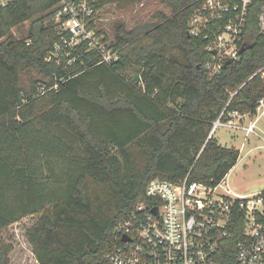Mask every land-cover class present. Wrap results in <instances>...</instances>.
Masks as SVG:
<instances>
[{
  "label": "trees",
  "instance_id": "trees-1",
  "mask_svg": "<svg viewBox=\"0 0 264 264\" xmlns=\"http://www.w3.org/2000/svg\"><path fill=\"white\" fill-rule=\"evenodd\" d=\"M60 1L0 5V232L38 215L25 231L37 264H109L115 226L137 201L149 202L151 179L189 172L215 185L236 164L239 150L210 131L229 111L255 114L264 81L248 78L264 65V37L251 9L240 58L210 76L204 40L188 36L202 0H160L169 16L120 25L114 45L90 23L116 54L103 62L88 40L63 43ZM114 1L97 0L96 10ZM26 21V35L14 38L11 29ZM12 250L0 239V264Z\"/></svg>",
  "mask_w": 264,
  "mask_h": 264
},
{
  "label": "built area",
  "instance_id": "built-area-1",
  "mask_svg": "<svg viewBox=\"0 0 264 264\" xmlns=\"http://www.w3.org/2000/svg\"><path fill=\"white\" fill-rule=\"evenodd\" d=\"M7 1L0 0V5ZM96 1L61 0L56 19L69 34L65 45L88 40L101 61L109 62L116 54L88 28L97 12ZM251 9L264 37V0H202L191 12L188 34L204 40L209 53L204 67L210 76L218 74L227 60L240 58ZM254 76L264 81V65L248 79ZM263 113L264 96L257 99L253 115L237 110L221 115L210 135L218 126L254 133ZM189 174L147 183L149 202L137 201L115 226L105 255L109 264H224L226 258L231 264H264V189L238 195L227 186V174L215 185L191 180Z\"/></svg>",
  "mask_w": 264,
  "mask_h": 264
},
{
  "label": "rangeland",
  "instance_id": "rangeland-1",
  "mask_svg": "<svg viewBox=\"0 0 264 264\" xmlns=\"http://www.w3.org/2000/svg\"><path fill=\"white\" fill-rule=\"evenodd\" d=\"M158 13L169 16L171 8L160 0H115L97 10L93 24L95 28L102 31V36L107 38V42L114 45L117 43V32L120 25L131 29L141 23L157 22ZM28 25L29 22L26 21L13 27L12 36L18 39L24 37ZM169 54L180 56V52L175 49L169 50L167 55ZM33 74H37L36 71ZM28 80L25 72L20 74V82L23 85H28ZM259 126L264 128V118L259 122ZM256 130L257 127H255ZM213 136L223 145L239 150L236 164L225 176L227 186L238 195H250L264 189V146L250 153H244L256 142L254 133L246 135L244 131L218 126ZM242 142L245 145L243 150L240 148ZM38 217V215L26 216L0 232L1 240H9L13 243V250L9 255L10 264H37L31 246L25 238V231Z\"/></svg>",
  "mask_w": 264,
  "mask_h": 264
},
{
  "label": "crops",
  "instance_id": "crops-1",
  "mask_svg": "<svg viewBox=\"0 0 264 264\" xmlns=\"http://www.w3.org/2000/svg\"><path fill=\"white\" fill-rule=\"evenodd\" d=\"M262 118H264V113L259 117V119L257 120V123H256L257 130L254 132L256 142L252 146H250L244 153H250L254 149H257V148L264 146L262 144V143H264V128L259 126V122L262 121ZM244 147H245L244 142H242L240 148L243 150Z\"/></svg>",
  "mask_w": 264,
  "mask_h": 264
},
{
  "label": "water",
  "instance_id": "water-1",
  "mask_svg": "<svg viewBox=\"0 0 264 264\" xmlns=\"http://www.w3.org/2000/svg\"><path fill=\"white\" fill-rule=\"evenodd\" d=\"M188 36H189V34H188Z\"/></svg>",
  "mask_w": 264,
  "mask_h": 264
}]
</instances>
